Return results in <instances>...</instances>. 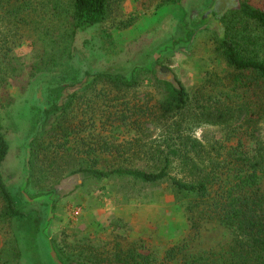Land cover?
<instances>
[{
	"label": "rangeland",
	"instance_id": "obj_1",
	"mask_svg": "<svg viewBox=\"0 0 264 264\" xmlns=\"http://www.w3.org/2000/svg\"><path fill=\"white\" fill-rule=\"evenodd\" d=\"M220 1L181 0L164 5V0H111L108 19L77 36L74 46L83 62L78 66L81 76L105 70L129 76L134 67H141L174 84L179 82L193 95L206 83L213 89L219 78L226 77V64L216 49L217 35L228 19L221 22L214 13L235 10L244 0H224L223 5ZM251 2L264 8V0ZM19 5L26 6L22 14L9 13ZM71 6L72 0H17L1 9L0 125L10 146L4 177L16 195L26 190L31 195H46L30 200L25 194L24 198L25 210L42 215L36 244L38 263L14 223L0 224V252L15 235L21 253L18 264H134L135 260L144 264L147 259L161 264L165 253L191 233L190 223L166 185L117 177L84 181L71 174L76 159L65 155L66 148L60 146L57 151L63 156L49 154L30 165V153H57L50 145L59 144L45 134L53 132L54 117L46 122L42 117V111L51 105L53 76H40L33 67L48 30L55 31L57 40L64 38L61 35L68 27ZM97 85V92L76 99L66 117L65 127L81 131L82 140L112 138L109 125L116 123L113 115L117 109L125 112L126 105H154L159 99L149 81L134 91L118 89L105 79ZM43 123L44 134L40 130ZM226 127L195 124L193 133L205 143L223 142L229 132ZM161 134L151 131L148 138L156 140ZM118 136L121 153H130L128 147L136 137L125 132ZM109 153L116 149L112 146ZM226 244L224 231L209 227L193 246L205 253L219 252Z\"/></svg>",
	"mask_w": 264,
	"mask_h": 264
},
{
	"label": "trees",
	"instance_id": "obj_2",
	"mask_svg": "<svg viewBox=\"0 0 264 264\" xmlns=\"http://www.w3.org/2000/svg\"><path fill=\"white\" fill-rule=\"evenodd\" d=\"M16 1L0 0V13L2 6L9 8ZM180 1L164 0L162 4ZM110 2L72 0L68 27L61 35L64 38L57 40L55 31L48 30L42 40L33 70L40 76H53L48 86L53 96L51 105L42 111V117L45 122L54 117V130L45 133L44 123L40 130L59 145H50L57 153H30V165L49 154L63 156L57 151L60 146L66 148L65 155L76 159L77 167L71 174L84 181L117 177L151 186L166 185L190 223L191 233L165 253L161 264H264V8L244 0L235 10L214 13L221 22L228 18L217 35L216 49L226 64V77L219 78L213 89L206 83L193 95L179 82L174 84L141 67H134L129 76L110 70L94 75L86 71L81 76L78 66L83 62L74 46L77 36L108 19ZM25 9V5L13 6L9 13L18 15ZM102 79L132 91L149 81L159 99L154 105H126L125 112L117 109L113 115L116 123L109 125L112 138L82 140L81 131L65 127L66 117L76 99L95 92ZM195 124L226 125L229 132L223 142L205 143L194 136ZM155 130L162 132L160 138L149 139ZM123 132L136 137L128 147L130 153L120 151L118 135ZM112 146L116 153H109ZM9 150L0 125V224L16 225L38 263L36 244L42 215L25 210L24 198L27 195L32 200L46 194L31 195L26 190L16 195L8 188L3 165ZM209 227L223 230L227 244L219 252H198L193 244ZM20 257L16 236L12 235L0 252V262L18 264ZM134 264L139 263L135 260ZM144 264L152 263L147 259Z\"/></svg>",
	"mask_w": 264,
	"mask_h": 264
},
{
	"label": "flooded vegetation",
	"instance_id": "obj_3",
	"mask_svg": "<svg viewBox=\"0 0 264 264\" xmlns=\"http://www.w3.org/2000/svg\"><path fill=\"white\" fill-rule=\"evenodd\" d=\"M226 1V0H225ZM220 3H221V5H223V2L222 1H220ZM220 13V12H219Z\"/></svg>",
	"mask_w": 264,
	"mask_h": 264
},
{
	"label": "water",
	"instance_id": "obj_4",
	"mask_svg": "<svg viewBox=\"0 0 264 264\" xmlns=\"http://www.w3.org/2000/svg\"><path fill=\"white\" fill-rule=\"evenodd\" d=\"M222 2L224 1V0H221Z\"/></svg>",
	"mask_w": 264,
	"mask_h": 264
}]
</instances>
